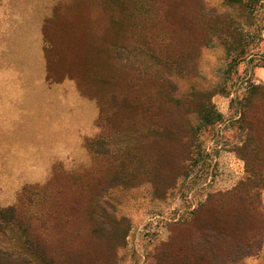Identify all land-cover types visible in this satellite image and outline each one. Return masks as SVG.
Returning a JSON list of instances; mask_svg holds the SVG:
<instances>
[{
    "label": "trees",
    "instance_id": "16d2710c",
    "mask_svg": "<svg viewBox=\"0 0 264 264\" xmlns=\"http://www.w3.org/2000/svg\"><path fill=\"white\" fill-rule=\"evenodd\" d=\"M262 1L98 3L103 29L93 83L103 127L86 142L91 166L54 170L46 184L25 187L15 206L0 208V264L116 263L131 224L111 192L149 184L159 197L188 177L201 131L221 120L212 97L224 89L182 91L178 81L197 75L203 47L220 46L232 62L244 57V31L253 22L249 3ZM241 108L244 153L237 154L249 164L259 153L254 132L264 142V87L251 84ZM253 188L211 195L190 221L174 222L154 264H236L256 256L264 210Z\"/></svg>",
    "mask_w": 264,
    "mask_h": 264
},
{
    "label": "rangeland",
    "instance_id": "374dc122",
    "mask_svg": "<svg viewBox=\"0 0 264 264\" xmlns=\"http://www.w3.org/2000/svg\"><path fill=\"white\" fill-rule=\"evenodd\" d=\"M203 1L208 7L219 5V0ZM100 2L105 0H0V208L15 206L25 187L46 184L54 170L77 173L91 166L86 142L103 127L93 83L95 45L103 29L98 23ZM249 4L253 22L244 31L246 55L232 62L220 46L203 47L197 75L178 81L182 91L191 86L224 89L212 97L221 120L201 131L188 177L159 197L149 184L111 192L117 211L131 224L115 264H154L157 251L174 232V222L190 221L192 211L216 193L236 190L244 195L259 184L253 191L264 210V142L257 138L261 133L254 132L257 161L252 155L247 164L237 154L245 139L239 119L243 98L251 84L264 87V0ZM35 19H41L50 90L45 92H51L41 97L22 84L15 66L21 47L18 32L32 31ZM65 82L72 84L73 93L62 101L63 94H52L51 88ZM263 245L264 235L261 250ZM260 252L236 264H264Z\"/></svg>",
    "mask_w": 264,
    "mask_h": 264
},
{
    "label": "crops",
    "instance_id": "0c3cea01",
    "mask_svg": "<svg viewBox=\"0 0 264 264\" xmlns=\"http://www.w3.org/2000/svg\"><path fill=\"white\" fill-rule=\"evenodd\" d=\"M18 37L20 44L19 50L17 51L16 57L17 61L15 66H17L18 70H21L19 77H21L22 84L30 89H33V94L41 97L44 94L49 95L51 92H45L49 90L46 86L45 81V68H44V60H43V43H42V35H41V19H35L33 22L32 31H19ZM11 82H13L15 76L11 72ZM18 75V72L16 76ZM4 85V83H3ZM17 88V87H16ZM52 94L54 91H59L62 95L60 100L67 101L69 98L66 96L68 93H73L72 84L65 82L62 84H53ZM50 91V90H49ZM24 92V91H23ZM31 93V92H30ZM51 94V95H52ZM24 95V93H23ZM96 113V110H95ZM264 251V245L260 252L259 258ZM252 261V260H251Z\"/></svg>",
    "mask_w": 264,
    "mask_h": 264
}]
</instances>
